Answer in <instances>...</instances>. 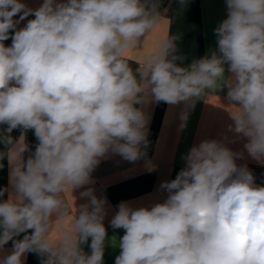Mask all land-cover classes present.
Returning a JSON list of instances; mask_svg holds the SVG:
<instances>
[{
    "label": "clouds",
    "instance_id": "obj_1",
    "mask_svg": "<svg viewBox=\"0 0 264 264\" xmlns=\"http://www.w3.org/2000/svg\"><path fill=\"white\" fill-rule=\"evenodd\" d=\"M178 2L182 12L189 0ZM225 3L211 55L183 64L181 36L170 34L133 68L125 53L164 20L160 0H0V264H26L28 253L41 264H104L108 244L120 250L115 264H264V184L237 163L246 152L264 166V0ZM224 89L235 108L229 142L244 140L243 150L227 137L194 144L160 184L163 201L118 204L109 223L124 234L109 240L108 202L90 186L101 160L144 159L152 171L143 106L183 103V129L198 100ZM77 189L85 203L66 198Z\"/></svg>",
    "mask_w": 264,
    "mask_h": 264
},
{
    "label": "crops",
    "instance_id": "obj_2",
    "mask_svg": "<svg viewBox=\"0 0 264 264\" xmlns=\"http://www.w3.org/2000/svg\"><path fill=\"white\" fill-rule=\"evenodd\" d=\"M32 8H37L43 0H24ZM159 11L164 20L157 25L147 37L143 49L129 51L125 57L129 64L135 68L143 58L159 48L160 43L170 34H179L181 39L177 42L178 54L185 57L183 64H189L193 59H199L217 48V38L214 29L227 17L225 0H189L187 6L181 12L178 0H160ZM32 18V17H29ZM23 23L20 25L23 26ZM11 45V39L4 42ZM180 63V62H178ZM227 89L211 94L205 99L196 102L195 107L189 111L186 127L179 128L180 105H169L165 102H149L143 106L149 116V145L147 148V160L154 166L148 171L145 160L135 163L124 161L120 156H112L102 159L92 173L94 184L90 185L98 198H106L108 204L107 216L104 224L108 232V239L113 237L119 240L123 236V229H112L110 220L117 211L121 201H127L133 206H150L161 202L167 193L160 189L163 181L175 179L178 172L184 167L182 159L189 149L204 139H225V142L234 151H242L244 140L235 143L229 141L234 134L228 132V125L232 123L230 112L235 111L234 106H229L226 99ZM140 107V105H137ZM3 127V126H0ZM11 135L18 137L20 130H14ZM27 142L32 151L38 143L33 132L27 133ZM4 145L0 144V151ZM4 168L0 169V188L9 187V169L7 159L2 161ZM238 164H247L254 173L256 182L264 184V166L253 161L247 156L237 160ZM77 189L71 194L66 193L69 203L79 205L86 201L79 198ZM73 195V196H72ZM7 198V193L5 197ZM73 213L75 208L72 209ZM23 234L18 239H22ZM114 239V243H115ZM90 243V240H89ZM12 242L5 245V249H11ZM85 252H89L88 245H83ZM119 248L108 244L104 253V264H115V257L119 254ZM26 264H41V258L35 253H28Z\"/></svg>",
    "mask_w": 264,
    "mask_h": 264
},
{
    "label": "built area",
    "instance_id": "obj_3",
    "mask_svg": "<svg viewBox=\"0 0 264 264\" xmlns=\"http://www.w3.org/2000/svg\"><path fill=\"white\" fill-rule=\"evenodd\" d=\"M126 59L128 60V62H129V59L126 57Z\"/></svg>",
    "mask_w": 264,
    "mask_h": 264
}]
</instances>
